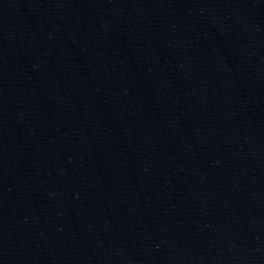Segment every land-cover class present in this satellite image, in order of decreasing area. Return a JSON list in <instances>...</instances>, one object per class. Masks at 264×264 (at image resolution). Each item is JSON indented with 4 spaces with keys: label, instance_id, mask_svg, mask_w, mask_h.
Masks as SVG:
<instances>
[{
    "label": "water",
    "instance_id": "obj_1",
    "mask_svg": "<svg viewBox=\"0 0 264 264\" xmlns=\"http://www.w3.org/2000/svg\"><path fill=\"white\" fill-rule=\"evenodd\" d=\"M0 264H264V0H0Z\"/></svg>",
    "mask_w": 264,
    "mask_h": 264
}]
</instances>
